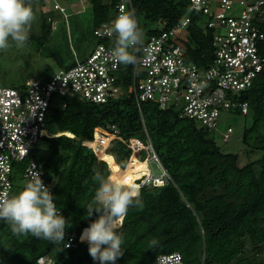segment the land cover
<instances>
[{
  "label": "trees",
  "instance_id": "trees-1",
  "mask_svg": "<svg viewBox=\"0 0 264 264\" xmlns=\"http://www.w3.org/2000/svg\"><path fill=\"white\" fill-rule=\"evenodd\" d=\"M48 1L54 8L53 0H26L30 6L47 5ZM89 1L95 35L99 26L115 18L119 0ZM132 6L129 9L135 10L139 27L145 30L143 40L169 29L190 9L188 0H132ZM66 9L70 16L75 10L68 6ZM191 16L188 55L205 65L213 57L211 33L205 31L204 21L199 22L197 14ZM49 18L54 19L53 15L42 13L43 31L36 36L39 46L47 42L50 31L55 29ZM65 20L67 23L68 19ZM31 38L35 37L31 35ZM105 42L114 44L110 40ZM132 69L128 65L127 75L120 84L133 83L129 74ZM263 97L264 74L243 96L250 103L248 115L252 117L251 125L243 131L242 140L249 158L243 166L238 153L224 152L212 133L199 128L189 118L180 117L173 109L162 110L156 104L143 103V122L134 97L104 104L66 97L64 108L52 107L49 112L46 124L51 136L42 138L32 157L42 165L47 178L54 180V202L72 226L66 229L64 242L54 245L30 234L13 235L8 223L0 220V264H40L39 257L49 255L52 264H98L90 256L88 244L79 237L97 218L96 214L87 217L84 208L98 187L93 180V169L111 175L109 163L86 141L94 138L96 127L107 124L116 125L126 138L145 141L147 130L160 162L172 178L165 186L140 187L143 208L130 207L118 227L124 237V255L116 264H151L159 254L173 251L182 253L184 264H264ZM107 152L123 167L118 175L123 177L125 185H137L133 177L149 170L148 161L137 162L131 176L126 171L131 149L114 144ZM254 152L257 158L251 157ZM140 157L144 160L147 151L143 150ZM24 165L19 167L20 171L27 163ZM15 178L13 175L14 192ZM71 235L77 236L76 245L66 247ZM153 240L157 241L155 246Z\"/></svg>",
  "mask_w": 264,
  "mask_h": 264
},
{
  "label": "built area",
  "instance_id": "built-area-1",
  "mask_svg": "<svg viewBox=\"0 0 264 264\" xmlns=\"http://www.w3.org/2000/svg\"><path fill=\"white\" fill-rule=\"evenodd\" d=\"M53 1L54 8L68 19L66 6L59 0ZM188 1V13L169 29L146 37L143 46L133 53L137 60L129 73L131 85L119 83L126 77L128 65L118 64L110 56L113 46L105 42L114 41L107 34L109 21L95 30L99 43L87 57L76 59L72 65L46 78L28 79L20 87H0V191L14 192L16 165L27 161L23 170L25 180L30 178V172L38 171L53 194L54 180L47 178L42 165L32 157V151L44 136H51L47 116L52 107L64 108L66 97L96 104L134 97L143 122V103H153L162 110L177 111L180 117L189 118L210 133L220 131L222 116L228 118L236 114L234 111L248 115L250 103L243 99L244 93L264 74V0ZM121 4L127 9L133 7L132 0H119L117 14ZM191 13L197 14V20L204 21L205 31L211 33L213 57L205 65L188 55ZM49 20L56 28L55 20ZM233 130L228 125L225 131H220L222 139L229 141ZM146 134L147 141L126 138L116 125L107 124L96 127L91 141L103 149L104 144L108 148L116 144L131 149L126 169L132 164V171L137 162H158L161 174H155L149 167L134 182L139 188L165 186L172 178L161 164L147 130ZM143 150L147 151V157L141 160ZM76 238L71 235L66 247L75 246ZM38 262L52 264L53 259L51 255L40 256ZM151 264H184V259L180 251H173L159 254Z\"/></svg>",
  "mask_w": 264,
  "mask_h": 264
},
{
  "label": "clouds",
  "instance_id": "clouds-1",
  "mask_svg": "<svg viewBox=\"0 0 264 264\" xmlns=\"http://www.w3.org/2000/svg\"><path fill=\"white\" fill-rule=\"evenodd\" d=\"M34 20L32 7L26 0H0V50H7L10 41L18 48L24 47ZM107 34L114 37L110 51L113 61L126 66L134 65L137 57L133 53L144 43L135 10L121 4ZM93 173L98 187L84 208L87 217L96 214L97 218L83 229L80 241L88 244L89 254L98 264H116L124 255V237L118 227L130 207L143 208L140 188L113 180L97 169H93ZM29 176L18 191H0V220L8 223L13 235L30 234L58 245L64 242L71 222L57 208L40 173L33 171ZM151 243L155 246L157 241Z\"/></svg>",
  "mask_w": 264,
  "mask_h": 264
},
{
  "label": "rangeland",
  "instance_id": "rangeland-1",
  "mask_svg": "<svg viewBox=\"0 0 264 264\" xmlns=\"http://www.w3.org/2000/svg\"><path fill=\"white\" fill-rule=\"evenodd\" d=\"M61 3L66 7L68 6V8L70 7V10L75 9L72 11L67 23L63 15L55 11L49 1L47 5L43 6L39 3L31 5L35 20L31 24L27 44L18 48L10 41V47L7 50H0V87L18 86L24 84L28 79L42 78L48 74L58 72L72 65L76 59L87 57L97 45L98 40L92 30L93 13L90 1L64 0ZM79 10H83V12L76 14L75 12ZM43 12L53 15L56 28L50 31L47 42L39 46V40L36 36L41 35L43 31L41 22ZM142 32L144 33L145 30H142ZM31 35L35 38L32 39ZM222 120L221 127H219L220 131H225L228 125H232L234 129L230 140L225 142L220 131L212 132V136L215 137L224 152L238 153L240 155V165L243 166L249 161L242 140L243 131L245 126L251 125L252 117L250 115L231 114L228 118L222 116ZM251 157L257 158V153H251ZM24 163L20 162L16 165L18 168L16 167L14 174V176L16 175L15 181L17 184L15 191H18L26 181L23 177V171L19 170V167L22 168ZM131 165L126 171L132 176ZM149 165L155 174L162 173V168L158 162L151 161Z\"/></svg>",
  "mask_w": 264,
  "mask_h": 264
},
{
  "label": "bare ground",
  "instance_id": "bare-ground-1",
  "mask_svg": "<svg viewBox=\"0 0 264 264\" xmlns=\"http://www.w3.org/2000/svg\"><path fill=\"white\" fill-rule=\"evenodd\" d=\"M86 143L88 145H91L93 147H95V151L96 153L98 154V156L101 158V159H104L106 160L109 165H110V170H111V178L113 180H117L119 182H122L124 179L123 177L119 176L118 175V172L120 169H123V167L121 168L119 165L116 164V160H115V157L112 155V154H109L107 152V149H108V145L107 144H104L103 146L105 147V149H103L102 147H100L96 142L94 141H91V140H87ZM109 154V155H108ZM150 166H147L148 169ZM118 175V176H117Z\"/></svg>",
  "mask_w": 264,
  "mask_h": 264
},
{
  "label": "crops",
  "instance_id": "crops-1",
  "mask_svg": "<svg viewBox=\"0 0 264 264\" xmlns=\"http://www.w3.org/2000/svg\"><path fill=\"white\" fill-rule=\"evenodd\" d=\"M117 165H119L117 162H116ZM120 166V165H119ZM121 167V166H120ZM122 168V167H121Z\"/></svg>",
  "mask_w": 264,
  "mask_h": 264
}]
</instances>
